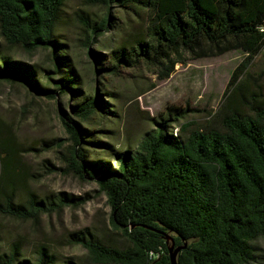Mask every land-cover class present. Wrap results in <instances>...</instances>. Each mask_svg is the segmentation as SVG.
<instances>
[{
	"label": "trees",
	"instance_id": "obj_1",
	"mask_svg": "<svg viewBox=\"0 0 264 264\" xmlns=\"http://www.w3.org/2000/svg\"><path fill=\"white\" fill-rule=\"evenodd\" d=\"M66 1L0 0V81L28 87L39 98L54 100L70 93L76 101L72 114L84 127L60 115L70 141L61 153L64 173L97 184L110 207V225L126 242L119 247L92 235L77 238L90 263L169 264L163 238L169 233L176 246L187 244L178 264H251L254 242L264 240V91L248 64L264 48V0H86L107 9L146 13L144 38L112 51L110 61L89 50L97 73L144 65L166 79L187 60L232 51L246 55L231 74L221 105L206 121L179 124L186 109L168 110L153 120L154 130L134 148L112 155L115 167L87 154V146L95 145V132L85 125L110 110L100 94L81 92L65 57L57 53L55 28ZM78 17L87 47L114 19L110 13L96 22ZM13 49L49 51L57 78L12 60L7 51ZM17 175L15 149L0 142L2 216L36 223L43 214L85 202L66 193L40 198L29 191L17 200ZM22 257L14 241L8 252H0V264H54L46 249L34 262Z\"/></svg>",
	"mask_w": 264,
	"mask_h": 264
},
{
	"label": "rangeland",
	"instance_id": "obj_2",
	"mask_svg": "<svg viewBox=\"0 0 264 264\" xmlns=\"http://www.w3.org/2000/svg\"><path fill=\"white\" fill-rule=\"evenodd\" d=\"M107 13L114 18L110 20L108 31L87 47L78 16L96 22ZM145 21L143 10H119L114 6L107 9L89 5L86 0H67L55 28L57 53L65 57L78 88L86 96L100 94L111 112L105 118L90 120L85 126L95 132V145L87 146V154L103 158L113 167L116 162L112 155L134 148L146 133L154 130L153 120L165 116L168 110L186 109V119H180L179 124L186 120L206 121L208 113L215 112L221 105L231 74L246 59L242 52L232 51L219 57L187 60L177 64L166 79L160 78L157 69L144 65L133 68L121 65L116 74L97 73L89 50L110 61L112 51L144 38ZM7 52L12 60L57 78L52 72L49 51L26 53L13 49ZM248 72L264 91V48L250 60ZM75 103L70 93L49 100L36 97L23 85L0 81V142H8L15 149L16 199L21 200L29 191L40 198L66 193L85 200L80 206L70 205L58 213L43 214L36 223L0 215L1 253L8 252L10 245L17 241L22 258L31 262L41 249H46L54 264L67 261L91 264L87 250L77 238L92 235L119 247L126 245L110 225V207L97 184L64 173L61 153L70 141L60 115L63 112L84 127L72 114L71 107ZM173 126L176 135L179 126ZM254 246L255 259L251 264H264V240L258 239Z\"/></svg>",
	"mask_w": 264,
	"mask_h": 264
},
{
	"label": "water",
	"instance_id": "obj_3",
	"mask_svg": "<svg viewBox=\"0 0 264 264\" xmlns=\"http://www.w3.org/2000/svg\"><path fill=\"white\" fill-rule=\"evenodd\" d=\"M163 238L165 239L167 246V251L169 255V264H178L177 256L181 250L186 248L187 244L184 243L181 246H176L174 238L169 233L165 234Z\"/></svg>",
	"mask_w": 264,
	"mask_h": 264
}]
</instances>
